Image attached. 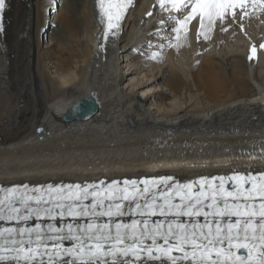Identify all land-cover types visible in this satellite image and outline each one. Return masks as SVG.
Listing matches in <instances>:
<instances>
[{
  "label": "bare ground",
  "instance_id": "bare-ground-1",
  "mask_svg": "<svg viewBox=\"0 0 264 264\" xmlns=\"http://www.w3.org/2000/svg\"><path fill=\"white\" fill-rule=\"evenodd\" d=\"M56 1H7L0 30L2 185L264 171V50L255 63L245 51L199 57L235 36L246 49L227 22V31L217 23L209 39L197 40L193 27L183 46L169 48L174 24L152 23L154 15L144 20L149 5L142 0L105 42L96 0H63L51 15ZM252 20L264 25L261 17ZM187 54L189 63L178 61ZM86 97L95 99L97 113L66 121ZM165 97L176 101L171 111L158 103Z\"/></svg>",
  "mask_w": 264,
  "mask_h": 264
},
{
  "label": "snow or ice",
  "instance_id": "snow-or-ice-1",
  "mask_svg": "<svg viewBox=\"0 0 264 264\" xmlns=\"http://www.w3.org/2000/svg\"><path fill=\"white\" fill-rule=\"evenodd\" d=\"M134 0H96L100 16L102 18V35L105 42L115 37L122 30V22L127 12L133 6ZM161 12H167L168 20L174 23L172 31L175 33V43H169V48H179L188 39L189 24L198 19L199 28L196 31L197 40L201 36L209 39L208 33L212 32L217 22L221 31H227L223 25L231 18L236 22L237 16L242 20L249 15V5L256 10H264V0H157ZM5 8V0H0V13ZM239 9V12L237 11ZM176 13L173 15L172 13ZM187 15L181 18V13ZM153 13L149 12L151 16ZM165 21H160L164 23ZM243 30V26L241 25ZM2 30V28H0ZM173 38L169 37L171 41ZM104 47L103 44L100 45ZM161 49L165 45H160ZM264 49V44L260 45ZM257 49L253 45L250 49L248 59L256 58ZM160 53H153L150 57L158 59ZM254 160L255 156L249 154ZM261 158H264L262 151ZM173 177L164 176L159 180H141L142 189L137 188V181L125 180L124 188L117 186L113 181L107 189H100L99 185H65L63 187L48 186L49 193H55L52 199L56 200V207L64 209L70 216H88L95 214L99 216L123 215L122 205L116 204L113 208L109 205L107 210L96 211L97 204L103 207L104 199H121L114 192H123V200L136 199L137 194L145 197V204L136 205V210L141 215L145 213L150 216L173 215L176 217H198L203 215L204 224L186 225L179 222L168 223L165 230L163 223L149 226L148 221L133 220L130 225L117 224L116 233L112 236L109 225H96L89 223L86 227L74 229L71 224L67 226V233L62 228L49 226L48 232L43 233L39 224L35 228H0V261H16L17 264H136L143 258L148 260H167L170 264H178V261L190 262V264H264V172L259 175H242L235 172L232 176L213 177L211 180L204 177L198 181L187 184H172L168 186L166 193L162 192L160 199L162 204L157 203L153 195L151 200L147 199L152 187L158 184L167 185ZM219 181L216 184L215 181ZM227 181L234 184L233 191L225 189ZM103 184V181L100 182ZM194 184H199L200 189L193 191ZM250 185V187H245ZM207 186V187H205ZM131 188V191H129ZM25 191L20 193L18 189L3 190L6 194L0 198V221H27L33 214L39 216L41 209H33L30 201L41 204L42 197L28 194V186L24 185ZM90 189H100L91 191ZM33 191L39 192L40 189ZM67 192V195H65ZM173 193L179 196L180 203H173ZM93 198L91 213L87 205H82V200ZM81 201L80 205L69 203L65 205L61 201ZM218 200L223 201L220 206ZM234 201L230 203L229 201ZM205 201H210L205 211ZM259 201V203H257ZM19 203L21 206L17 207ZM23 209H27L24 214ZM49 215H54V209H43ZM237 217L235 223L221 224L219 220H208V217ZM141 224L143 227L141 228ZM105 229H108L106 232ZM27 235V239H25ZM35 236V239H33ZM146 239L151 240V245H145ZM162 239L163 244L157 240ZM75 241L71 248H63L58 241ZM130 240L131 243H126ZM174 240L175 243H170ZM45 241H52L49 249ZM111 241L109 244L108 242ZM227 244L226 247L221 245ZM107 244V247H106ZM239 249L246 250V255H239ZM181 253V255H173ZM67 257L68 259H65ZM46 258V259H45ZM120 258H125L120 260ZM132 258V259H127Z\"/></svg>",
  "mask_w": 264,
  "mask_h": 264
},
{
  "label": "rangeland",
  "instance_id": "rangeland-1",
  "mask_svg": "<svg viewBox=\"0 0 264 264\" xmlns=\"http://www.w3.org/2000/svg\"><path fill=\"white\" fill-rule=\"evenodd\" d=\"M62 1L63 0H58V4H59V8H58V6H57V10L59 11L61 8H62ZM57 14H59L58 12L56 13V14H54V15H57ZM54 24L53 25H55V26H53L54 27V29L55 30H59V28L61 27V23L59 22V21H57V19H55L54 18V20L52 21ZM258 24H260V22H258ZM258 26V25H256V23H254V22H251L250 23V27H255V26ZM61 29V28H60ZM258 29H261V27H258ZM258 31V30H257ZM256 31V32H257ZM248 32H250V31H248ZM255 33V32H254ZM258 33V32H257ZM256 34V33H255ZM260 34H262L263 35V33L261 32ZM260 34L258 33V34H256L257 36H260ZM250 35H251V33H250ZM257 36H255V37H257ZM254 37V38H255ZM234 38V39H233ZM232 38V40H230L229 42H223V41H221L219 44H217L216 46L214 45L213 47H211V48H205L204 50H203V52H202V54H200L199 55V57H202V56H206V55H208V54H218V55H220L219 53H221V54H223V55H225L227 52H233V53H241V54H244V51H245V46H244V44H243V41H241L239 38H238V36H235V37H233ZM251 39H253L252 38V36L250 37ZM203 45V44H202ZM240 45L242 46V47H240ZM206 47H209V46H206ZM206 49H208V50H206ZM189 54H187V55H184V56H182V57H180V56H178V61H180L182 64H185V63H189L190 62V59H189ZM194 56V55H193ZM120 61H122L121 60V58H120ZM120 64V68H123V65H125L123 62L121 63H119ZM122 71V70H121ZM144 74V73H143ZM126 83H128V79L126 80V81H124L123 82V84L121 85V87H123ZM149 92V91H148ZM136 95H139V96H141L142 94L141 93H139V92H137L136 93ZM152 96H150V99L149 100H144V102H143V100H142V104L145 106V108H149V106H153L152 104L150 105V103H152L154 100L152 99V97H155L157 94L156 93H153V94H151ZM188 95H189V92H187V93H185L184 94V96L186 97V99L188 98ZM197 97L198 96V93L197 92H195L194 91V88L192 87V91H191V96L190 97ZM194 97V98H195ZM152 99V102L150 101ZM159 102H161L163 105H164V108L166 109V110H168V111H171L172 109V106L174 105V103L176 102V101H174L171 97H165L164 99H162V100H160V101H158V103ZM157 103V102H156ZM152 109V108H151ZM150 111H152V110H150ZM177 147H179V145H177Z\"/></svg>",
  "mask_w": 264,
  "mask_h": 264
},
{
  "label": "water",
  "instance_id": "water-1",
  "mask_svg": "<svg viewBox=\"0 0 264 264\" xmlns=\"http://www.w3.org/2000/svg\"><path fill=\"white\" fill-rule=\"evenodd\" d=\"M98 111V104L92 97H86L78 101L71 108V113L66 116V121L74 119H85L96 114Z\"/></svg>",
  "mask_w": 264,
  "mask_h": 264
}]
</instances>
